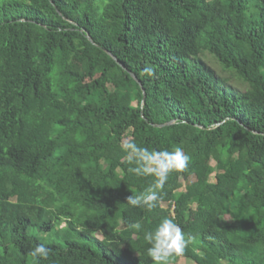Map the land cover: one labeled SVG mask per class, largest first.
I'll return each instance as SVG.
<instances>
[{"label": "trees", "instance_id": "trees-1", "mask_svg": "<svg viewBox=\"0 0 264 264\" xmlns=\"http://www.w3.org/2000/svg\"><path fill=\"white\" fill-rule=\"evenodd\" d=\"M123 139L190 157L152 210ZM165 217L169 264H264V0H0V264H154Z\"/></svg>", "mask_w": 264, "mask_h": 264}, {"label": "clouds", "instance_id": "clouds-1", "mask_svg": "<svg viewBox=\"0 0 264 264\" xmlns=\"http://www.w3.org/2000/svg\"><path fill=\"white\" fill-rule=\"evenodd\" d=\"M145 75L153 76L155 70L146 67ZM121 149L126 153L129 165L128 171L136 176H153L155 180L144 192L136 196H129L127 203L132 206H144L148 210L156 208L162 199L158 190L163 189L171 172H181L187 169L190 157L185 154L181 147H175L171 151L149 149L141 147L131 139L121 141ZM137 231L141 224L132 225ZM144 239L150 247L147 248L148 255L154 264H169L170 258L180 256L184 253L187 245L194 239L183 232L181 227L172 218L165 217L154 230L147 231ZM51 249L43 244H37L30 255L34 258L47 259Z\"/></svg>", "mask_w": 264, "mask_h": 264}, {"label": "rangeland", "instance_id": "rangeland-1", "mask_svg": "<svg viewBox=\"0 0 264 264\" xmlns=\"http://www.w3.org/2000/svg\"><path fill=\"white\" fill-rule=\"evenodd\" d=\"M210 62V65L216 69L217 71L219 70L220 73H223L222 70L220 69V66L217 64V62L213 59ZM227 75V74H226ZM232 84H234L235 86H238L240 88H243V85L241 84L240 81H232ZM215 165V163H213ZM213 181L215 182L216 181V178H215V174L213 175ZM227 220L230 219L229 215L226 217ZM99 238L102 239V234H98ZM179 264H196V263H192V262H189L186 258H182L179 262Z\"/></svg>", "mask_w": 264, "mask_h": 264}, {"label": "water", "instance_id": "water-1", "mask_svg": "<svg viewBox=\"0 0 264 264\" xmlns=\"http://www.w3.org/2000/svg\"><path fill=\"white\" fill-rule=\"evenodd\" d=\"M113 58H115V60L118 61L116 57L113 56Z\"/></svg>", "mask_w": 264, "mask_h": 264}]
</instances>
